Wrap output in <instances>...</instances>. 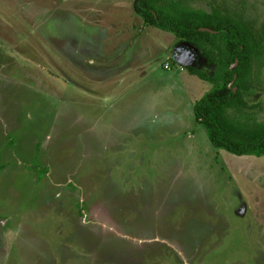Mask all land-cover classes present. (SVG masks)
I'll return each mask as SVG.
<instances>
[{"label":"rangeland","instance_id":"rangeland-1","mask_svg":"<svg viewBox=\"0 0 264 264\" xmlns=\"http://www.w3.org/2000/svg\"><path fill=\"white\" fill-rule=\"evenodd\" d=\"M179 1L264 37V0ZM132 3L0 0V264H264V156L211 145L212 85ZM251 81L245 126L264 58Z\"/></svg>","mask_w":264,"mask_h":264},{"label":"trees","instance_id":"trees-1","mask_svg":"<svg viewBox=\"0 0 264 264\" xmlns=\"http://www.w3.org/2000/svg\"><path fill=\"white\" fill-rule=\"evenodd\" d=\"M180 5L179 0H133L132 8L145 25L170 32L180 42L194 46L215 68L208 74L186 67L190 74L212 85L193 104L194 117L206 129L211 145L234 156H264V122L245 126L228 116L230 111L246 107L242 93L252 87L253 63L264 58V37L229 13Z\"/></svg>","mask_w":264,"mask_h":264},{"label":"water","instance_id":"water-1","mask_svg":"<svg viewBox=\"0 0 264 264\" xmlns=\"http://www.w3.org/2000/svg\"><path fill=\"white\" fill-rule=\"evenodd\" d=\"M202 31L211 32L208 29H201ZM173 60L183 67H195V63L201 57L199 51L187 42H181L173 50ZM202 58V57H201ZM203 59V58H202ZM237 63L230 66V69L236 66ZM231 84V83H230ZM229 84V87H230ZM234 91V89H233Z\"/></svg>","mask_w":264,"mask_h":264},{"label":"flooded vegetation","instance_id":"flooded-vegetation-1","mask_svg":"<svg viewBox=\"0 0 264 264\" xmlns=\"http://www.w3.org/2000/svg\"><path fill=\"white\" fill-rule=\"evenodd\" d=\"M181 43V42H180ZM180 43H178L177 45H179ZM202 57V56H201ZM201 57H199L198 59H197V61H196V63H195V67L196 66H201V65H205V59L203 58H201ZM208 65V64H207ZM192 68H194V67H192Z\"/></svg>","mask_w":264,"mask_h":264}]
</instances>
